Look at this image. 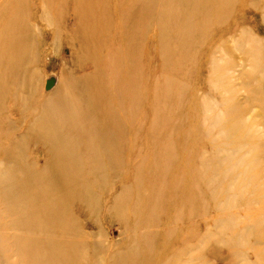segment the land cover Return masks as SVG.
Instances as JSON below:
<instances>
[{
    "label": "rangeland",
    "instance_id": "obj_1",
    "mask_svg": "<svg viewBox=\"0 0 264 264\" xmlns=\"http://www.w3.org/2000/svg\"><path fill=\"white\" fill-rule=\"evenodd\" d=\"M155 1H100L140 10V39L121 31L109 53L116 20L103 41L86 32L89 0H0V76L12 45L24 57L0 81V264H264V0ZM87 35L98 53L72 57ZM97 57L126 88L123 133L99 172L85 158L70 187L35 194L27 181L68 159L30 136L43 91ZM14 163L23 193L3 177Z\"/></svg>",
    "mask_w": 264,
    "mask_h": 264
},
{
    "label": "bare ground",
    "instance_id": "obj_2",
    "mask_svg": "<svg viewBox=\"0 0 264 264\" xmlns=\"http://www.w3.org/2000/svg\"><path fill=\"white\" fill-rule=\"evenodd\" d=\"M100 1L89 0L91 4L89 7H92V11L90 12H93V16L91 19H88V23L91 26L89 29L85 27L86 32L92 30V33H95L97 29V39L103 41L107 35L106 33L112 28L111 22L114 18L118 32L114 29L115 31L110 34V38L105 40V48L109 50V53L113 50L114 43L117 41V36L121 31L126 30L129 33L127 39L130 42L138 41L140 38L137 36V24L133 26L132 23L134 22V12H139V8L124 5L127 9L123 7L120 11L117 8L116 11H111L110 13L108 10H104V2L101 4ZM149 2L154 4L156 1L148 0ZM148 8L151 11L154 6L148 4ZM93 36L87 35L85 39L82 38V44L88 43L89 39ZM93 46L94 44L90 45L88 43V48H85V52L84 48L75 49V54L72 57L81 56L83 59L85 54L91 52L96 55L98 50L95 51ZM20 51L16 50L14 45H12V50L6 51L7 54L5 53L4 56H7V61L11 66L6 67L1 73L0 81L14 71L11 62H18L21 59L22 55ZM19 52L20 56L15 60L16 54ZM22 58L24 60L23 56ZM113 59L114 57L108 58L109 61ZM94 60L93 67L88 65L89 67L85 68L86 65L83 66L80 60L73 59L74 63L72 67L67 64L64 65V68L62 67V77L58 83H54L53 81V87L49 85V88L43 91V101L40 103L38 114V126L36 127L35 123L31 125L29 129L30 136L34 138L35 134L39 133V140L35 142L43 143L52 150V162H61L63 160L62 154L67 155L68 159L65 160V166L63 164L59 168H56L53 163H48L45 169L40 172V175L38 174L39 178L27 181L35 182L33 187L30 186V190H33L35 194L47 191L49 195H52L51 189L55 193L59 192L66 186V180L67 187H70L73 182H76L75 180H79L84 174L85 168L83 167V163L86 159L89 160V171L93 170L94 173L96 171L99 172L101 169V159L97 154L99 152L98 149L101 146L112 148V143L118 137H121L123 133L122 122L118 118V108L115 105L121 106L122 104H126L122 100L126 88L122 90L112 88L109 85L111 80L107 84L104 68L99 67V57ZM27 78L28 74H25L22 79L24 84L28 83L29 79L26 80ZM104 83L107 84V87ZM37 89L38 87L36 86L34 91ZM19 90L23 91L22 87H19ZM33 96L34 94L31 93L27 99H32ZM122 113L121 115L126 114V109H123ZM77 134H83L86 136V140L81 139ZM91 135L96 137V142L87 138L91 137ZM22 142L26 141L22 140ZM82 147H84V150H82ZM20 160L23 161L21 158ZM19 169L17 163L3 168V177L6 179V182L12 183ZM25 170L27 173L30 172L28 167ZM58 180H60L61 184H58ZM19 189L20 185L15 181L9 187V190L14 194L23 193ZM24 192L26 193L27 189ZM58 199L64 201L62 196L58 197Z\"/></svg>",
    "mask_w": 264,
    "mask_h": 264
}]
</instances>
